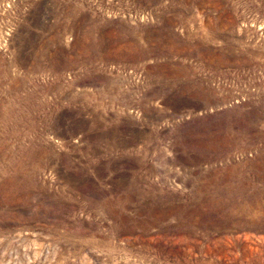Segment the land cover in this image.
Here are the masks:
<instances>
[{
  "label": "rangeland",
  "instance_id": "obj_1",
  "mask_svg": "<svg viewBox=\"0 0 264 264\" xmlns=\"http://www.w3.org/2000/svg\"><path fill=\"white\" fill-rule=\"evenodd\" d=\"M0 264H264V0H0Z\"/></svg>",
  "mask_w": 264,
  "mask_h": 264
}]
</instances>
